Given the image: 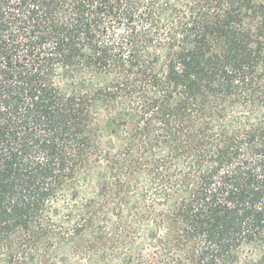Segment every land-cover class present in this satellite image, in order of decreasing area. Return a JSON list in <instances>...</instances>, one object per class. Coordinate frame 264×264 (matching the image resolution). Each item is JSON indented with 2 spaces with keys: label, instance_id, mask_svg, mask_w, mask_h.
<instances>
[{
  "label": "trees",
  "instance_id": "1",
  "mask_svg": "<svg viewBox=\"0 0 264 264\" xmlns=\"http://www.w3.org/2000/svg\"><path fill=\"white\" fill-rule=\"evenodd\" d=\"M0 264H264V0H0Z\"/></svg>",
  "mask_w": 264,
  "mask_h": 264
}]
</instances>
